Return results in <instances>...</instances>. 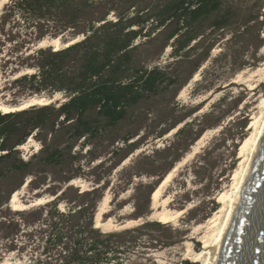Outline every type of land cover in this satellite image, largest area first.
Returning a JSON list of instances; mask_svg holds the SVG:
<instances>
[{
    "label": "rangeland",
    "instance_id": "1",
    "mask_svg": "<svg viewBox=\"0 0 264 264\" xmlns=\"http://www.w3.org/2000/svg\"><path fill=\"white\" fill-rule=\"evenodd\" d=\"M11 1L0 0V94H4V99L9 98V104H19L24 99L45 94L34 92L17 79L21 71H36L30 66L35 63L36 51L52 46L40 43L54 38L48 35L36 41L32 35L31 39L23 20L17 17L19 23H14L12 13L6 14V4ZM221 15L230 19L225 30L212 25ZM109 18L116 19V15L112 13ZM201 29L205 37L186 58L171 55L172 40L160 55L154 51L161 47L163 38L150 42L143 37L136 40V44H141L137 65H159L178 76L179 82L130 108L127 118L116 126H107L90 143L84 138L76 141L67 134L62 122L56 125L60 129L52 131L49 121L45 128L34 131L24 142L25 147H17L25 159L34 154L38 156L34 158L35 174L8 172L0 177V264L33 263L44 249L42 230L31 233L41 227L42 219L36 224L25 223L26 215L18 212L23 210L11 205L17 191L19 200L29 204L25 210L41 208L59 196V209L68 211L70 206H78L87 197L101 194L95 211L96 224L101 202L108 196L109 202L101 217L103 223L109 219L112 223L100 228L107 232L120 231L161 220L153 218L160 205L153 207L154 191L151 190L194 151H197L194 156L174 173L162 195L171 198L169 209H185L184 212L170 222L162 221L133 234L136 236L131 238L133 241L125 242L127 252L121 263L203 264L205 236L213 232L215 223L211 218L218 214V224L224 221L227 204L223 195L231 193L239 179L237 174L244 168L243 154L251 149L254 139L249 138L258 129L255 116L260 121L263 116L264 0H224L221 11L207 18ZM78 37L77 41L84 35ZM183 83L186 84L181 87ZM66 99V94L61 92L50 103L58 106ZM54 118L53 115L51 120ZM173 125V132L171 129L157 137ZM184 126L185 131L177 134ZM129 134H134L129 142L137 140L141 146L117 165L128 151L124 137ZM64 138L67 141L62 149L73 143L72 154L78 158L66 150L63 163H45L46 153H39L42 147L60 146V139ZM95 155L99 157L91 160ZM71 175H75L74 179L67 181ZM69 185L74 188L62 194ZM94 188L98 190L76 198L78 192ZM38 198L48 200L30 205ZM18 229L19 237L15 239L14 232ZM200 253L202 257L197 256ZM188 257L200 258V261L188 263Z\"/></svg>",
    "mask_w": 264,
    "mask_h": 264
},
{
    "label": "trees",
    "instance_id": "2",
    "mask_svg": "<svg viewBox=\"0 0 264 264\" xmlns=\"http://www.w3.org/2000/svg\"><path fill=\"white\" fill-rule=\"evenodd\" d=\"M223 4L224 0H12L7 3L6 14L10 11L17 24L20 17L30 30L27 35H34L36 41L48 35L60 37L63 43L81 34L84 37L59 49L40 47L33 57L35 63L30 65L36 71L17 79L34 92L52 97L61 91L68 99L58 106L49 103L9 113L0 111V177L8 172L35 174L34 158L38 155L25 159L17 147L34 135L35 130L45 128L49 121L52 131L60 129L56 125L62 122L72 138L76 141L84 138L90 143L107 126H116L127 118L130 108L178 83V76L159 65H137L141 44H136V40L143 37L150 42L163 38L161 47L154 51L158 55L172 40L171 55L186 58L205 37L202 23L220 12ZM112 13L116 19L109 18ZM229 20L227 15H221L212 25L225 30ZM53 115L55 118L51 120ZM174 127L163 129L157 137ZM185 129L186 126L180 128L177 134ZM133 137L134 134L124 137L128 151L117 165L141 146L137 140L129 142ZM66 141L60 139V146L53 145L49 150L48 145L42 147L39 153H46L45 163H63L66 150L78 158L72 154L73 143L62 149ZM74 177L71 175L66 180ZM70 188L74 187L67 186L62 194ZM155 189L156 186L151 192ZM94 190L98 189L78 192L76 198L86 197ZM58 197L41 208L18 211L26 215L25 223L36 224L42 219L41 227L31 231L32 234L39 229L43 232L42 255L26 264H123L125 242L133 241L131 238L136 237L133 234L142 228L162 224V220L147 221L120 231H103L94 220L101 194L87 197L68 211L59 209ZM19 233L20 229L14 232L15 239Z\"/></svg>",
    "mask_w": 264,
    "mask_h": 264
},
{
    "label": "water",
    "instance_id": "3",
    "mask_svg": "<svg viewBox=\"0 0 264 264\" xmlns=\"http://www.w3.org/2000/svg\"><path fill=\"white\" fill-rule=\"evenodd\" d=\"M204 264H264V120Z\"/></svg>",
    "mask_w": 264,
    "mask_h": 264
},
{
    "label": "bare ground",
    "instance_id": "4",
    "mask_svg": "<svg viewBox=\"0 0 264 264\" xmlns=\"http://www.w3.org/2000/svg\"><path fill=\"white\" fill-rule=\"evenodd\" d=\"M8 1V0H7ZM79 38V37H78ZM79 40V39H78ZM74 41H77V38L76 39H74L73 41H69V43L68 42H65V44H62L61 42L62 41H60V37H57V38H54L51 42L50 41H48V40H43L41 43H40V45L42 46V45H52V46H54L55 47V49H59V48H61L62 46H68V45H70L71 43H73ZM67 43V44H66ZM262 69V68H261ZM30 70V69H29ZM263 70V69H262ZM264 71V70H263ZM26 72H28V70H24V71H21V72H19L18 73V76H20V75H22V74H24V73H26ZM197 79V76L194 78V80H196ZM261 84H263V82L261 83ZM61 94V92H57V93H55V97L53 98V97H47V95H45V94H42V95H35V96H32V97H30V98H28V99H24L22 102H20L19 104H9L7 101L9 100V98H7V99H4V94H0V111H2V112H4V113H9V112H13V111H19V110H23V109H26V108H29V107H31V106H33V105H45V104H48V103H50V102H53L54 101V99L56 98L57 99V96H59ZM21 101V100H20ZM11 102V101H10ZM260 117H258L257 118V116H255V121H254V124H256V127H258V129H257V131H256V133H253L252 132V135L250 136V140L251 139H254V143H252L251 141H249V139H248V142H251L253 145H251L252 147H250L251 149H249V152L248 153H244L243 154V160H242V162H245V164H244V168H243V170H242V172L239 174H237V175H239V179H238V181L235 183V187L233 188V190L231 191V193L228 195L226 192L224 193V195H223V199L226 201L225 203L227 204L226 206H227V209H226V212H225V215H224V221H222V223L221 224H218V222H217V219H218V217H219V215L218 214H216L213 218H211V219H213V222H215L214 223V225H213V232L212 233H207V235L205 236V240H204V242H205V244H204V247L206 248V250H205V252H203V253H205L206 254V257L203 259V264L206 262V260H207V257H208V250H207V247L209 246V244L211 243V242H213L217 237H218V235H219V232H220V229H221V227L223 226V224H224V222H225V218H226V215H227V212H228V209H229V207H230V204H231V202H232V198H233V194H234V191H235V189L237 188V186L239 185V182H240V179H241V177H242V175H243V173H244V171H245V169H246V166H247V164H248V161H249V157H250V154H251V152H252V150H253V147H254V144H255V141H256V139H257V137H258V135H259V132H260V128H261V126H262V123H263V120H264V107H263V116H262V120L260 121ZM175 129H172V132L174 131ZM256 130V129H255ZM171 134V133H170ZM31 139V138H30ZM25 143H23L22 145H20V147L21 148H23V147H25V145H24ZM199 147V146H198ZM195 152H197V151H194V153ZM194 153L192 152V153H189L188 155H187V158H184V160L182 161H180V162H178L177 164H176V166H174L173 167V169L171 170V171H169L167 174H166V176L163 178V180L161 181V183L156 187V189H155V191H154V193H153V202H154V204H153V207H155L156 205H160L159 206V209H157L156 210V212L154 213V216H153V218H157V219H161L162 221H165V222H167V221H172L173 219H175V218H177V217H179L183 212H184V210L185 209H182V210H171V209H169L168 208V202H170V200H171V198L170 197H162V195H163V191H164V187L166 186V184L169 182V181H171L172 180V178H173V176H174V173L180 168V166L184 163L185 164V161L187 160L188 161V159L190 158V157H193L194 156ZM186 157V156H185ZM241 162V163H242ZM243 164V163H242ZM242 166V165H241ZM241 169H242V167H241ZM240 169V170H241ZM237 173V172H236ZM176 174V173H175ZM73 182V181H72ZM19 193L20 192H16L14 195H13V197H12V207L14 208V209H26V208H28L29 207V204H24V203H22L20 200H19ZM48 199H44V198H38V199H36L35 201H33L30 205H39V204H42V203H44V202H46ZM158 201H162L161 202V204H157V202ZM109 202V197L108 196H106L103 200H102V202H101V205H100V208H99V212H98V215H97V224H96V226H98V227H105V226H107V225H109V224H111L112 223V219H109V220H107V222L106 223H103V221H102V217H101V215H102V213L105 211V207H106V204ZM160 202H158V203H160ZM161 205L163 206L162 207V209H160L161 208ZM156 208H158V207H156ZM204 238V237H203ZM203 253L201 254H199V255H197V256H200V257H202V255H203ZM188 260H187V262L188 263H190V262H196V261H200V258H190V257H188L187 258ZM202 261V260H201Z\"/></svg>",
    "mask_w": 264,
    "mask_h": 264
}]
</instances>
